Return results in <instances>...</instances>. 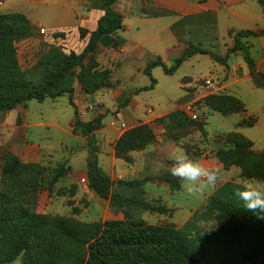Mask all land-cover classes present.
Segmentation results:
<instances>
[{
	"label": "rangeland",
	"instance_id": "374dc122",
	"mask_svg": "<svg viewBox=\"0 0 264 264\" xmlns=\"http://www.w3.org/2000/svg\"><path fill=\"white\" fill-rule=\"evenodd\" d=\"M76 1L85 7L81 0ZM90 2L85 7L88 12L91 8L98 12L88 13L76 8L71 11L76 6L74 0H0V16L24 15L32 27L31 37L16 43L19 77L28 73L51 49L66 54L82 53L103 13L102 2H98L97 9ZM155 2L120 0L115 9L123 15L124 25L129 29L117 34L118 48L99 45L94 54L98 69L86 77L85 87L75 80L73 101L84 122L100 114L106 115L103 128L96 135L100 148L98 162L113 181L153 179L139 191L116 188L114 194L156 203L157 206L165 205L170 210L168 214L160 215L131 209V215L150 226L179 229L194 213L203 211L210 196L224 183L242 186L249 179H264V90L256 88L250 77L246 52L231 55L227 65L215 62L210 56L197 55L185 62L173 76H166L162 68L154 69L152 74L157 86L138 95L139 110L126 107L117 112L128 97H132V101L131 93L135 89L151 84L141 70L153 55L136 62L128 56L125 48L140 43L147 46L156 34L170 36L162 29L174 17L147 19L160 12V5ZM238 9L257 11L261 6L257 0H245ZM232 10L220 17L216 29H209L215 40L202 41L197 47L224 58L235 46V37L227 32L228 28L233 27L237 32L256 30L254 22H241L231 14ZM196 30L189 31L191 37L196 32L197 35L204 32L203 26ZM241 42L248 47L250 58L260 69V62L264 60V37L247 38ZM178 56L163 53L169 67ZM79 73L80 70H76V75ZM183 85L189 87L186 98H183ZM223 103L228 107L218 111ZM173 111H182L190 121L207 123V136L204 137L196 125L187 124L174 129L168 121L159 122ZM134 115L139 116L138 122H132ZM73 122L74 109L67 96L47 99L44 103L32 101L12 112H0V215L5 217V221L0 222V255L6 254L14 242L22 215L57 217L72 229H86L98 223L124 219L122 210L112 208L108 201L90 190L87 182L88 148L85 139L79 133H73ZM144 124H149L154 131L155 142L130 153L131 163L117 158L116 142L126 132ZM250 124L254 127H249ZM179 154L195 162L201 159L216 161L218 167L214 169L218 172V180L215 186L206 187L197 195H189L181 186V190L173 194L158 178L172 175L170 169ZM193 231L219 235L215 221H200ZM256 236V230L238 229L219 237L220 246L226 247L235 238ZM30 243L31 252L20 255L11 264L17 260L18 264H25V260L45 264L46 259L56 252L53 249L62 253L76 252L53 228L40 232L34 230ZM166 258L162 253L149 256L141 249L116 254L113 264H158L154 259ZM145 259L155 263H147ZM244 264H264V255Z\"/></svg>",
	"mask_w": 264,
	"mask_h": 264
},
{
	"label": "trees",
	"instance_id": "16d2710c",
	"mask_svg": "<svg viewBox=\"0 0 264 264\" xmlns=\"http://www.w3.org/2000/svg\"><path fill=\"white\" fill-rule=\"evenodd\" d=\"M102 2L101 10L104 16L98 21L97 28L90 34L88 44L80 54H66L58 49H51L36 65L25 75L19 77L17 73L16 43L28 39L32 35V27L24 15L9 17L0 16V112L9 113L29 102L44 103L47 99L57 100L64 96L69 98V104L74 109L73 133H79L85 139L88 148L87 182L90 190L101 199L108 201L112 208L123 211V220H111L98 223L86 229H72L57 217L41 215H22L16 227L14 242L6 254L0 255V264H11L20 255L31 252L32 234L53 228L66 241L73 253H62L59 249L46 259L45 264H113L116 254H123L143 249L149 256L158 253L165 254V260L154 259L158 264H244L260 259L264 255V213L248 215L235 201L232 193L241 185L227 183L216 190L208 199V203L200 213H194L192 218L181 228L168 226H150L134 218L129 212L139 209L150 213L166 215L170 210L165 205L141 201L134 198H123L114 194L116 188L125 190H141L146 184L153 181L150 178L131 181L115 182L99 166L98 155L100 148L97 132L104 125L106 115L100 114L89 122L80 118L78 107L73 101L75 80L82 87L87 84L86 77L98 69L94 61V54L99 45L106 48H118L116 36L124 31V17L115 7L120 0H91L94 9ZM264 9V0H257ZM159 15H154L158 17ZM235 37V46L228 50L226 57H219L211 52L190 45L182 55L174 60L172 66H167L160 58L149 63L143 73L151 81L150 87L137 89L131 96L154 90L157 81L152 76V70L162 68L166 76H173L179 68L195 55L210 56L212 60L227 65L228 58L237 52H246L245 62L248 65L250 77L258 89L264 90V73H262L254 60L250 58L247 49L242 44L243 39L263 38L261 31L230 32ZM122 43L124 41L122 40ZM76 70L80 73L76 75ZM132 98V97H131ZM131 98L128 97L120 108L128 107ZM228 106L224 103L218 111ZM219 113V112H218ZM168 121L175 128H183L187 124L199 127L202 135L207 136L205 127L207 123L190 121L182 111H176L167 117L159 119L162 124ZM249 127H254L250 124ZM156 136L149 124L140 125L126 132L115 144L116 156L127 163H131L128 155L143 150L153 144ZM241 165V163H239ZM160 182L168 185L172 193L181 190V178L165 174L158 178ZM2 200H0V211ZM5 217L0 215V222ZM215 221L218 236L207 233H194L197 223ZM256 230L258 236L253 238H235L227 246H220L219 237H224L236 230ZM192 235H195L194 237ZM147 263H155L145 259ZM25 264H36L29 260ZM41 264V263H38Z\"/></svg>",
	"mask_w": 264,
	"mask_h": 264
},
{
	"label": "crops",
	"instance_id": "0c3cea01",
	"mask_svg": "<svg viewBox=\"0 0 264 264\" xmlns=\"http://www.w3.org/2000/svg\"><path fill=\"white\" fill-rule=\"evenodd\" d=\"M74 1L76 3V6L75 7L73 6L71 8V11L76 8L77 10L85 9L88 12V9H86L85 7L87 5V2L91 1V0H81L82 3H85V7L80 6V4H79L80 2H78L76 0H74ZM244 2H245V0H156L155 3H158L160 5V8H159L160 12H158L154 15H159V16L154 17V15H152L151 17H149L147 19L159 20L165 16L174 17V20L167 23L162 29L163 32H165V31L169 32L170 36L169 37H163L159 34H156L155 36L152 37L151 43L150 44L148 43L147 46H145V43L133 44V45L131 44L132 46H130L131 48L129 47L130 49L125 48L126 53L128 54V56L133 61H136V62H138L140 59L141 60L144 59V56H147V55L149 56L150 54L153 55V59L148 61L147 64L142 68V70H141L142 73L149 63L157 60L158 58H160L167 65V63L164 61L163 53L178 54L179 56L176 57V59H177L182 55V53L190 45H194L197 47V44H200L202 41H205V42L214 41L215 38L212 37L213 32L212 31L209 32V29H211V30L216 29L220 23V17L223 14H225L226 11H229V9H233L230 12L238 20H240L241 22H247V21L254 22L257 25L255 31H261L262 29H264V9L261 8V9H258L257 11H252L250 9H246V10L238 9V6L240 4H244ZM85 10H84V12H85ZM95 12H98V11L93 10L91 8V12H88V13H95ZM103 16H104V12L100 16V18L97 20V22H96L93 30L91 31V33L96 30L98 21ZM63 26H65V24ZM202 26H203L204 32L200 33L199 35H197L196 34L197 32H196L194 34L195 36L192 35V37H191V34H189L190 33L189 31L193 28L197 29L196 31H198L200 29V27L202 28ZM124 27H125L124 30L129 29V26L124 25ZM53 29H58V28H53ZM122 32L123 31L119 32L118 34H120ZM227 32L229 34H230V32L238 33L235 30V28H233V27L228 28ZM124 41L126 43L125 39H124ZM191 42H193L194 44H191ZM126 45H127V43H126ZM195 56H197V55H195ZM195 56H193V57H195ZM153 70H152V73H153ZM259 70L262 73H264V60L260 62V69ZM218 72H222V71H218ZM152 76H153V74H152ZM186 86H189V84ZM148 87H150V86H148ZM182 88L185 91V95L183 98H186L187 97L186 93H190L189 91L186 92V90H188L189 87H184V85H183ZM135 90H137V89H135ZM133 97L134 98L132 99L131 103L128 105V108H130L131 110H134V111H138L140 108V104L138 103L137 98L139 96L136 95ZM171 113L172 112H170L169 114H171ZM169 114H167V115H169ZM167 115H165V116H167ZM138 117L139 116L134 115V117H132V120H133L132 122H134V121L138 122L140 120ZM130 120H128V121H130ZM87 122H89V121H87ZM197 161L199 163H201L206 169H214V167H216V166L218 167L216 161H214V160L201 159V160H197ZM226 183H224V184H226ZM223 185H221V186H223ZM221 186H219V188ZM168 194L170 195V193H168ZM173 194L171 193V195H173Z\"/></svg>",
	"mask_w": 264,
	"mask_h": 264
},
{
	"label": "clouds",
	"instance_id": "9594fccd",
	"mask_svg": "<svg viewBox=\"0 0 264 264\" xmlns=\"http://www.w3.org/2000/svg\"><path fill=\"white\" fill-rule=\"evenodd\" d=\"M170 171L173 176L181 178L182 187L189 195H197L206 187H214L218 180L217 170L205 169L183 154L176 156ZM232 195L246 212L264 213V179L246 180L240 188L233 190ZM15 264H18V260Z\"/></svg>",
	"mask_w": 264,
	"mask_h": 264
}]
</instances>
